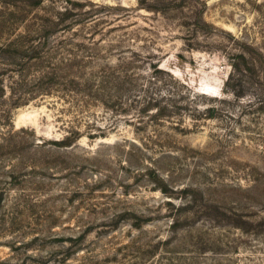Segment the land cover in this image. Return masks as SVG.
<instances>
[{"label":"rangeland","instance_id":"rangeland-1","mask_svg":"<svg viewBox=\"0 0 264 264\" xmlns=\"http://www.w3.org/2000/svg\"><path fill=\"white\" fill-rule=\"evenodd\" d=\"M14 31L70 78L0 98V264H264V0H0Z\"/></svg>","mask_w":264,"mask_h":264},{"label":"trees","instance_id":"trees-1","mask_svg":"<svg viewBox=\"0 0 264 264\" xmlns=\"http://www.w3.org/2000/svg\"><path fill=\"white\" fill-rule=\"evenodd\" d=\"M49 22L54 23L53 20L45 18L42 22L28 24L35 26L37 30ZM57 53L55 49L44 48L38 34L14 31L0 35V98L7 91L16 96L12 104L3 110L5 115L9 116L14 107L27 104L35 98L31 95L34 90L29 88L33 80L51 83L63 76L70 78V70L60 71L59 62L62 59L56 56ZM71 79L74 80L73 77ZM5 81H9V84L6 85Z\"/></svg>","mask_w":264,"mask_h":264}]
</instances>
